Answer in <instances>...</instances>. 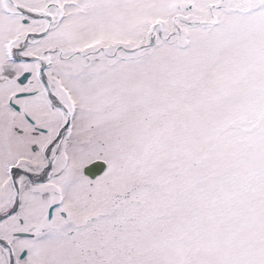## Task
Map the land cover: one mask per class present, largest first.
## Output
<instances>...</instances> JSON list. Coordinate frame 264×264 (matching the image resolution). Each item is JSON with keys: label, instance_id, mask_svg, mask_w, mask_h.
<instances>
[{"label": "snow or ice", "instance_id": "6c2138e0", "mask_svg": "<svg viewBox=\"0 0 264 264\" xmlns=\"http://www.w3.org/2000/svg\"><path fill=\"white\" fill-rule=\"evenodd\" d=\"M0 264H264V0H0Z\"/></svg>", "mask_w": 264, "mask_h": 264}]
</instances>
